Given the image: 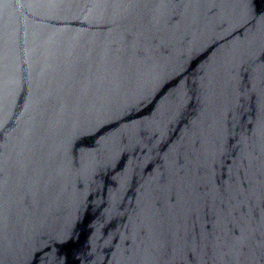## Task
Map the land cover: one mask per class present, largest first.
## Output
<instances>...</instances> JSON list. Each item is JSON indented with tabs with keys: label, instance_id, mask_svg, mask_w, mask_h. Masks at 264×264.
<instances>
[{
	"label": "water",
	"instance_id": "obj_1",
	"mask_svg": "<svg viewBox=\"0 0 264 264\" xmlns=\"http://www.w3.org/2000/svg\"><path fill=\"white\" fill-rule=\"evenodd\" d=\"M0 264H264V0H0Z\"/></svg>",
	"mask_w": 264,
	"mask_h": 264
}]
</instances>
